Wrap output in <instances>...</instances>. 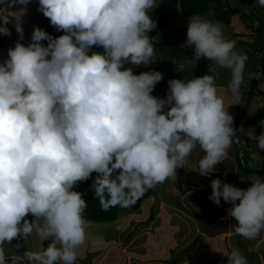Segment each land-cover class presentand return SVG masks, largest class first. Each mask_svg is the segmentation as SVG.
<instances>
[{
    "label": "clouds",
    "instance_id": "obj_1",
    "mask_svg": "<svg viewBox=\"0 0 264 264\" xmlns=\"http://www.w3.org/2000/svg\"><path fill=\"white\" fill-rule=\"evenodd\" d=\"M30 3L0 0V34L11 35L12 25L23 39ZM159 3L38 0V10L63 34L53 37L34 25L30 43L18 40L0 62V264H17L21 259L9 257L6 245L29 237L41 247L23 252L25 264H77L89 222L84 194L74 186L93 173L101 209L128 208L148 189L175 181L195 149L203 155L194 171L208 177L233 148L238 113L233 119L228 108L240 102L243 84L246 92L251 52H237L221 22L190 16L183 46L194 48L195 60H209V68L230 70L227 102L208 73L169 79L166 96L152 95L163 73L136 74L133 66L158 58L150 13ZM255 3L264 7V0ZM253 77L262 89V76ZM259 124L252 139L264 150V119ZM249 180L245 189L212 179L208 198L218 206L221 198L230 203L235 233L251 240L264 232V179ZM223 254L227 264H248L237 248Z\"/></svg>",
    "mask_w": 264,
    "mask_h": 264
},
{
    "label": "rangeland",
    "instance_id": "obj_2",
    "mask_svg": "<svg viewBox=\"0 0 264 264\" xmlns=\"http://www.w3.org/2000/svg\"><path fill=\"white\" fill-rule=\"evenodd\" d=\"M229 1L231 4H239L242 7L240 13H242L243 10L245 12H249V5L246 3L245 0H229ZM16 7L18 6H13L12 10H15ZM29 7L32 9L38 8L36 4L33 3H30ZM37 14L39 13L27 9V13L23 17L22 28H23V36L26 39V45L29 43V41H31L30 35L32 33L33 26L34 25L41 26L44 29L47 23V18L42 13L39 16ZM237 15L233 18L232 24L230 26H227L228 28L224 29V34L228 39L237 42L235 48L236 51L245 50L246 53L249 54L250 50L247 49L245 47V44L243 43L251 42V40L254 37V34L253 33L251 34L250 30L246 29L244 22L241 20L240 17H237ZM204 18L209 20H215L208 16L207 17L205 16ZM188 19L189 18L186 19L182 18V16L179 14V16L175 18V20H173L169 24L159 29V31H157L156 33L155 43L157 42L160 46L157 44L154 45V47L156 49L159 48L161 49V43H162L161 41L166 40L167 37L170 36L174 38L173 35L178 33H183V36L181 38L183 40H186ZM254 24H256V21H254ZM8 27L10 28L11 31H13L10 25H8ZM53 29L55 30L56 28L54 27ZM181 38L176 40L179 44L184 43V41H182ZM43 43L46 44L47 41H43ZM157 52L158 53L161 52L159 53V55L156 54V56L158 55L160 57L156 58V61L154 63L148 66H133L134 73L139 74L140 72L143 71L157 70L164 73L163 76L169 77L171 79L173 77L176 78L177 77L176 74L179 71L185 69V72L187 74L180 77V79H185V80L192 79L193 77H200L208 73L215 77L218 94L224 96L227 102L229 96L228 85L231 81L230 70L221 68L217 65L209 68V63H208L209 60L207 59H204L203 61L195 60L193 57L194 55H190V50L187 51L188 56L185 54L181 55L184 56V58L182 57L181 59H179L177 56L181 54L180 52L177 54V52L175 51L176 54L174 56H171V54L168 53L169 50L168 51L159 50ZM190 56H192V58ZM4 60L5 59H1L0 62H3ZM258 68L260 72H262L261 67L259 66ZM194 69L195 71H198L197 69H200L201 73L193 72ZM257 73L259 72L252 71V69L247 68L246 74L252 76L256 75L258 76V78L262 76L263 79V74L260 75ZM161 81H163V79ZM260 85H262V89L260 88L259 91H255V94L251 100V104L248 107V108L251 107V112H247L246 117H244L242 121L247 119L250 122L254 120L256 121L257 120L256 115L259 109H261L262 107L264 108V92H263L264 79L262 80ZM156 86L152 92V95L156 97H161V94L154 93L156 91ZM167 90H166V94H167ZM261 92H263V94H261ZM240 105H241V101L238 104L230 105L228 108L229 113L231 115L233 112L237 113L240 108ZM241 124L239 126L240 129L238 127L239 129L238 143L240 145V153L245 152V155L242 154L243 157H241V159L245 163L246 162L250 164L252 163L253 167L255 168L256 167L261 168L260 166L264 165V150H259L256 148V142L254 139H252V136L255 133L258 135L262 129L254 128L253 126L252 127L248 126L245 129ZM243 141H245V144H242ZM195 153L197 155V160H195V165H197L198 159L200 157L199 156L200 149L199 148L195 149ZM243 175L246 174H243L238 170L236 171L235 176L242 177L241 188L246 189L247 187H249L248 183L250 177ZM255 175L263 178L261 175L258 174ZM211 178L215 179L217 178V175L213 174ZM182 182L183 180L178 175L176 176L175 181L170 180V185L173 191L169 192V194H170V198L173 197V199H171V201H167L168 204L167 202H163V203L158 202V198L159 200L165 199L163 194L161 193L162 190L161 189L159 190L158 193L159 197L156 194L155 197L152 196V198H148L147 200L144 199L139 209L135 211H122L118 215L117 219L114 221L106 222V223L104 222L89 223L87 239L84 246L80 249V252L81 253L86 252L87 254H89V258H87V260L90 264L93 262L96 263V260H98V258L101 257L103 250H106L107 248L108 249L105 254V257L102 259L103 264H185L186 262H184V260H188V259L189 262L186 264H210V262H213L214 261L213 258L217 254V251L213 250L215 249V247L214 246L211 247V241L209 239L201 237V235L195 233V229H196L195 226H200L198 228L202 229L204 226H209L210 222L206 224L204 221L205 218H203L202 221L198 220L199 218L196 217L198 216V214H193L192 212H190L191 210L195 209L194 204H191L195 200V198H197L199 195L210 193V191L202 187H192L188 189L187 193L184 196L182 193L183 191H180V189L183 186ZM167 183L168 181H165L162 184H167ZM185 188L188 187L185 186ZM181 198H183L185 203V208H184L185 213L183 211L179 212V209H181ZM147 207L153 208V210L156 208V210H159V214L155 215V218L152 221L143 224L142 222L143 220H141L142 218L140 219L138 218V216L141 214H144L146 216V213H144V211H147L146 210ZM187 207L191 210H188ZM221 208L226 209L224 205L220 204L219 206H217V209H221ZM223 209L221 210L222 212H224ZM196 212L197 211H195V213ZM168 215L171 219L170 220L171 223H175V222L178 223L177 227L179 229V236H181V239L178 237L177 231L168 230V228L170 227V225L169 226L166 225ZM189 215L191 216L188 217ZM145 216L144 219L146 218ZM135 222H139V224L140 223L141 224L136 229V231H134V233H132L130 237L127 238L128 232L133 230L137 225ZM210 228L214 229L213 227ZM95 231H99V232L96 233ZM29 239L31 243L35 241V238H29ZM187 239H189V243L185 244V241ZM231 239H232L231 240L232 243L233 241H235L234 243H236V242H243L245 238L239 236L238 234L235 233V231H233L231 232ZM198 243L199 245H202V247L200 246L199 248V245H197ZM193 245H195L196 247L195 252L184 251V248H186V246H191L192 248ZM19 247L21 248L17 250L18 245H12L10 243V245L6 246V254L9 256V254L11 253L15 254V253H19L18 251L22 252L23 247L21 246L20 243H19ZM87 248L90 249L85 251L84 249ZM201 250L203 252H201ZM90 251L92 252L90 253ZM128 252H130L131 254L129 257H128ZM223 255L224 254L222 253L221 256ZM20 256L22 257V255ZM17 258L19 257L17 256ZM173 258L174 259L177 258V262H174ZM165 260H168V262H165Z\"/></svg>",
    "mask_w": 264,
    "mask_h": 264
},
{
    "label": "trees",
    "instance_id": "obj_3",
    "mask_svg": "<svg viewBox=\"0 0 264 264\" xmlns=\"http://www.w3.org/2000/svg\"><path fill=\"white\" fill-rule=\"evenodd\" d=\"M245 1L249 5V12H245L243 10V12L240 13L242 10V7L239 4H231L229 0H160L159 6L156 7L154 10H152L150 13L152 18L156 21V27L154 28V30L151 34L154 35L163 26H165V25L169 24L170 22H172L173 20H175V18L178 16V14H181V16L184 18H189L190 16H193V15H200V16H204V17L208 16L212 19H215V20L221 22L222 24H224L226 26H230L232 24L233 18L238 14L237 17L241 18V20L244 22L246 29L250 30L251 34L252 33L254 34V37L251 40V44L249 46L245 45V47L247 46V48L251 51V58H252V61L249 64L248 68L252 69V71H257V72H259V74H261L258 67L259 66L261 67V61L262 60H261L260 55L262 53V47H261V45L254 44V43L259 42V41L264 42V7H258L256 5V3L254 2V0H245ZM254 21H256V24H254ZM53 28H54V26H52L50 24L49 19L47 18V23L45 25L44 30H46L53 37H57V36L63 34L62 31H57L56 29L54 30ZM173 36H174V38H172L170 36V37H167L166 40L161 41L162 42L161 43V49L159 48L160 51L161 50L162 51H168L169 50L168 53L171 54V56H174L176 54L175 51L177 52V54L180 52L181 54L177 55L179 59H181L182 57L184 58V56H181V55H184V54L187 55V51L189 49L193 51L192 54H190V55H194V48L184 47L183 46L184 43L179 44L176 41L177 39H179L183 36V33H178V34H175ZM0 39H1V37H0ZM181 40L185 41L182 38H181ZM152 43H153V45L158 44V43H155L153 41H152ZM93 50L94 51H103L102 48H98L96 46H93ZM159 50H157V51H159ZM159 53H161V52H159ZM159 53L157 52L156 54L159 55ZM159 57L160 56H158V58ZM190 57L192 58V56H190ZM186 74L187 73L185 72V69L181 70L178 72V74H176V76H177L176 78L180 79V77H182ZM173 78H171V79H173ZM169 79H170L169 77L163 76V81H160L157 83L156 91L154 93L155 94H158V93L161 94V97L166 96V90L168 89V83L167 82ZM241 89H244V84L241 86ZM245 94H246L245 90L244 91L241 90V95H240L241 105H240L238 112L240 111V109L243 105V102L245 99ZM250 104H249V106H250ZM247 112H251V107L246 110L245 114L242 116L243 117L242 119H244V117H246ZM256 118H257V120L256 121L254 120L252 122L248 121V119L243 120V121L241 119L239 122V126L241 123H243L241 125L245 129L248 126H250V127L253 126L254 128L262 129L261 125L259 124V121L264 119V108L263 107L261 109H259V111L256 115ZM239 129H240V127H239ZM237 143H238V139H237ZM242 144H245V142L243 141ZM238 147L240 149L239 143H238ZM240 160L244 166L252 167V163L251 164L245 163V162H243L242 159H240ZM260 167L264 170V165H262ZM239 172L243 173L242 171H239ZM95 175L96 174L93 173L92 176L87 181L78 182L74 186L76 191H80L84 194V199L87 202V208H86L85 213H84L87 221H91V222L114 221L117 219L118 215L122 211H135V210L139 209L141 207L144 199L147 200L148 198H152V196L155 197L156 194L159 197L158 193H159V190H161V189H162L161 193L163 194L165 199L159 200V198H158V202L163 203V202L171 201V199H173V197L170 198L169 189L167 187V184H162V185L158 184L155 187L148 189L144 193V195L139 200H137L136 203L133 204L132 206H130L128 208H121L120 206H116V207L110 208L107 211H104L101 209L99 201L94 196V192H93V189L91 187L92 182L95 178ZM261 179H263V178H261ZM146 210L147 211H144V213H146V216L144 214H141L138 216V218H140V219L142 218L141 220H143L142 221L143 224H145L146 222L152 221L155 218V214L158 213V210H156V208L154 210H153V208H149ZM199 215L204 216L201 213H199ZM144 216L146 217L145 219H144ZM135 223L137 225L135 226V228L133 230L128 232L127 238L130 237V235L132 233H134V231H136V229L141 224V223L139 224V222H135ZM44 243L46 244L47 242H44ZM165 262H168V260H165ZM174 262H176V261H174ZM17 264H23V262L21 260H19V261H17Z\"/></svg>",
    "mask_w": 264,
    "mask_h": 264
},
{
    "label": "crops",
    "instance_id": "obj_4",
    "mask_svg": "<svg viewBox=\"0 0 264 264\" xmlns=\"http://www.w3.org/2000/svg\"><path fill=\"white\" fill-rule=\"evenodd\" d=\"M31 3L36 4V6L38 7V0H32ZM27 9H29L30 11H36L37 13H39V14H37L38 16L42 13L38 10V8L32 9L29 7V5H28ZM211 21L217 22L216 20H211ZM42 22H44V21H42ZM10 27L13 30V31H11V35L5 36V35L0 34V37H1V39H0V60L7 58L8 49L11 47H14L15 43L18 40L21 43H24L26 45V39L24 38V36H23V39H21L19 34L16 32L15 27H13L12 25H10ZM38 27H41V26H38ZM41 28H43V27H41ZM223 28L226 29L228 27L223 25ZM29 43H30V41H29ZM240 101H241V98H240ZM235 115H236V113L233 112L232 113L233 119H234ZM202 155H203V152L200 150L199 156L201 157ZM200 157H199V159H200ZM241 157H243V156L239 155V159H241ZM195 160H197V155H196L195 150H194L192 155L187 159L185 167H180V168L176 169V176L178 175L183 180V182H182L183 186L180 189V191H183L182 193L184 196L187 193L188 189L192 188V187H202V188L209 190L211 193V180H212L211 176L213 174L217 175V178L221 179L223 182L230 183L234 186L241 188L242 177L235 176V175H236L237 170L238 171H242V170L239 168V166L235 160V152H234L232 147L228 150L227 156L223 159V161L221 163H218L215 166V171L212 172L210 174V176H208V177L201 176L196 171H193V170H196V168H197V165H195ZM240 162H241V160H240ZM241 164H242V162H241ZM218 166H219V168H218ZM242 166L246 167L243 164H242ZM256 168H259V167H256ZM243 174H246V173L243 172ZM253 175H255V174H246L243 176L251 177ZM167 181H168L167 187L169 189V192H171V191H173V189L170 185V180H167ZM248 185L249 186L251 185L250 180H249ZM185 186H187L188 188H185ZM210 193H205L204 195H199L197 198H195V200L191 203V204H194V207H195L194 210H191L187 207V209L191 210L190 212H192L193 214H198V216H196L197 218H199L198 220L202 221V219L205 218L204 221L206 224H208L210 222L209 226H204L202 229L198 228L200 226H195L196 227L195 233H198V235H201V237L209 239L211 241V247L214 246L215 249L218 250L217 254L213 258L214 261L210 262V264H227L228 257L226 255H223L224 256L223 257V256H221V254L222 253H228L233 248L239 249L241 251V253L243 255H245V257L248 260V264H264V232H262L255 239H251V240L250 239H244L243 242L234 243L235 241H233V243H232L231 242V240H232L231 239V232L234 231L236 221L233 217L229 216L227 213V209L230 208L232 205L230 203L224 202L223 199L221 198L220 204L224 205L226 207V209H223V208L217 209L218 205L214 204L208 198ZM161 208H162V205H161ZM184 208H185V203H184L183 198H181V209H179V212L183 211L185 213ZM147 209H149V207H147ZM222 209L224 210V212L221 211ZM195 211H197V212L195 213ZM199 213L203 214L205 217L200 216ZM157 214H159V210H158V213H156L155 215H157ZM193 214H191V215H193ZM191 215H189L188 217H190ZM26 219L31 221L33 219V217L29 214V216H27ZM170 220L171 219L168 215V218L166 221L167 222L166 225L167 226L170 225L168 230L169 231H177V235L181 239V236H179V229L177 227L178 223H176V222L171 223ZM89 223H92V222H89ZM104 223H106V222H104ZM193 226H194V224H193ZM210 227H213L214 229H211ZM95 232L97 233L99 231H95ZM195 233H194V235H195ZM182 234H184V233H182ZM29 238H33V237H29ZM29 238L26 241L23 239H14L13 241H11L10 243L12 245H18L17 250L21 248V247H19V243H20L21 246L23 247V251L22 252L18 251L19 253H15V254L11 253V254H9V257H12V256L15 257L16 256V258H17V256H18L19 258H17V259H21L23 261V264H25V261L23 259V255H22L23 252L26 249L36 250L39 247H41V244L38 240L36 241V239H35V241H33V243H31ZM10 243H8L6 246L10 245ZM186 243H189V239H187L185 241V244ZM202 244H203V242H202ZM197 245H199V243ZM200 246L202 247V245H199V248H200ZM88 249H90V248H87L84 250L87 251ZM107 249L103 250L101 257H99L98 260H96V263L93 262L91 264H103L102 259L105 257ZM184 249L186 250V251L184 250L185 252H189V251L195 252L196 251L195 245H193L192 248H191V246H186V248H184ZM127 251H128V249H127ZM91 252L92 251H90V253ZM201 252H203V251L201 250ZM20 255H22V257ZM130 255H131L130 252H128V257ZM87 258H89V254H87L86 252H82V253L80 252L79 258L77 260V264H90L88 262ZM174 261L177 262V258H175ZM184 262L188 263L189 259L184 260Z\"/></svg>",
    "mask_w": 264,
    "mask_h": 264
},
{
    "label": "water",
    "instance_id": "obj_5",
    "mask_svg": "<svg viewBox=\"0 0 264 264\" xmlns=\"http://www.w3.org/2000/svg\"><path fill=\"white\" fill-rule=\"evenodd\" d=\"M154 29H152L151 31H153ZM259 44L262 46V61H261V70H262V74H263V79H264V42L260 41ZM237 52H243L242 50L237 51ZM251 62V58H248V61L246 63V67L244 70V78H245V85H246V94H245V100L243 102V105L240 109V111L238 112L234 122H233V128L235 130V136H234V143H233V148H234V152H235V160L239 166V168L242 170V172L246 173V174H258L261 175L264 179V170L262 169H256L253 167H243L240 159H239V154H238V148H237V137H238V123L241 120L242 116L245 114L248 105L254 95L255 91H259V87H258V79L256 77H247L246 76V69L249 65V63ZM264 92V91H263ZM263 92H261V94H263Z\"/></svg>",
    "mask_w": 264,
    "mask_h": 264
},
{
    "label": "bare ground",
    "instance_id": "obj_6",
    "mask_svg": "<svg viewBox=\"0 0 264 264\" xmlns=\"http://www.w3.org/2000/svg\"><path fill=\"white\" fill-rule=\"evenodd\" d=\"M244 53H246V51L244 50L243 51ZM251 51H249V53H250ZM247 54V53H246ZM252 100V99H251ZM251 102V101H250ZM250 167V166H249ZM249 167H247V168H249ZM252 167H253V164H252ZM253 168H255V167H253ZM256 169H262V168H256ZM263 170V169H262Z\"/></svg>",
    "mask_w": 264,
    "mask_h": 264
}]
</instances>
